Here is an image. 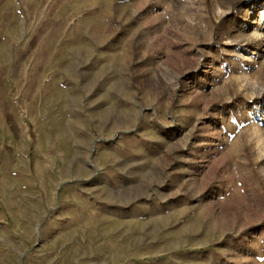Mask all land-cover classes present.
I'll use <instances>...</instances> for the list:
<instances>
[{
    "label": "rangeland",
    "instance_id": "374dc122",
    "mask_svg": "<svg viewBox=\"0 0 264 264\" xmlns=\"http://www.w3.org/2000/svg\"><path fill=\"white\" fill-rule=\"evenodd\" d=\"M0 264H264V0H0Z\"/></svg>",
    "mask_w": 264,
    "mask_h": 264
},
{
    "label": "trees",
    "instance_id": "16d2710c",
    "mask_svg": "<svg viewBox=\"0 0 264 264\" xmlns=\"http://www.w3.org/2000/svg\"><path fill=\"white\" fill-rule=\"evenodd\" d=\"M36 42H37L36 39H34V41L32 42V44L35 45ZM7 120H8L9 123L12 124L13 119H12V116L11 115H8L7 116ZM13 129H14V126H13ZM8 148L12 151V148L11 147H8Z\"/></svg>",
    "mask_w": 264,
    "mask_h": 264
}]
</instances>
